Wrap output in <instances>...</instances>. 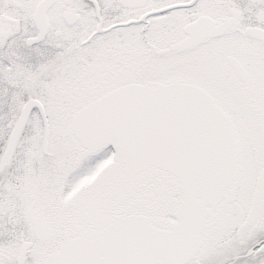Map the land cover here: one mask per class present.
Listing matches in <instances>:
<instances>
[{"label": "snow or ice", "instance_id": "snow-or-ice-1", "mask_svg": "<svg viewBox=\"0 0 264 264\" xmlns=\"http://www.w3.org/2000/svg\"><path fill=\"white\" fill-rule=\"evenodd\" d=\"M0 264H264V0H0Z\"/></svg>", "mask_w": 264, "mask_h": 264}]
</instances>
